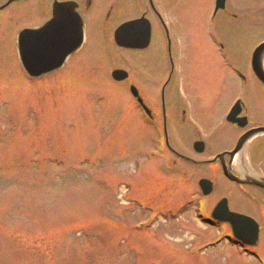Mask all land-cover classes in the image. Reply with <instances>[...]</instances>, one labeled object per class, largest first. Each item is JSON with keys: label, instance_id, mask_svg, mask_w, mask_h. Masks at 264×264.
Listing matches in <instances>:
<instances>
[{"label": "rangeland", "instance_id": "rangeland-1", "mask_svg": "<svg viewBox=\"0 0 264 264\" xmlns=\"http://www.w3.org/2000/svg\"><path fill=\"white\" fill-rule=\"evenodd\" d=\"M213 1L172 0L163 13L172 83L188 105L175 142L197 160L234 140L224 119L236 99L246 100L252 119L258 100L250 58L264 40V0H227L212 21ZM125 7L130 14L141 5ZM18 13L26 17L0 25V264H260L197 217L227 189L217 167L170 162L129 94L131 80L111 78L112 69L130 68L138 83H161L169 67L159 33L144 51L120 50L114 25L95 21V12L67 64L29 78L15 36L38 15ZM199 139L206 149L195 154ZM204 177L215 179L209 198L198 187ZM261 246L264 254V237Z\"/></svg>", "mask_w": 264, "mask_h": 264}, {"label": "flooded vegetation", "instance_id": "flooded-vegetation-1", "mask_svg": "<svg viewBox=\"0 0 264 264\" xmlns=\"http://www.w3.org/2000/svg\"><path fill=\"white\" fill-rule=\"evenodd\" d=\"M72 1L76 2V10L81 15L84 22L86 20L92 19L95 16L96 12L97 17L95 18V21L99 22L104 26H109L110 24H113L115 29L118 25L125 21L136 19L144 15L151 24L152 37L157 32L159 33L160 38H162L163 40L164 54L166 56L167 66L169 67L167 74L164 75L165 73L163 72L159 74L160 78H163V81L161 83H158L157 86L154 87V82L143 84L138 83L136 79L133 78L134 74L132 70L128 68V77L125 80H131L130 82H128V89L131 85L136 87V89L138 90V94L142 98L144 104L150 109V115L149 117H147V120L152 119V121H157L159 123L158 128L160 126V130L163 134L165 149L169 153L168 156L172 157H169L170 162L176 163L178 159L185 160L187 161L186 163H189V165H191L190 168H195V170L197 169V166L199 164H202V162L204 161H207L208 164H212L217 167L220 176L223 177L226 181L227 189L225 193L219 195L210 204L207 205L205 213L209 217L213 218V207L216 205L220 198L225 197L227 199V205L231 211L250 217L255 220L258 224L259 232L258 239L254 245L243 243L242 241H239L235 238L233 239L231 224L229 222H222V225L225 227L226 231L224 235L225 239L227 240V243L236 246L237 249L242 252V254L246 255L251 259H259L261 262H264V258L262 256L264 254L262 253L261 246L262 238L264 237V187L258 183L264 182V131H258L254 133L253 140L250 141L249 146L246 150V162L240 163V166L238 168H235L234 166L235 158L233 159L229 154V152H231L235 147L238 139L247 131L257 128H264V84L261 83L253 75V78L255 79L257 85L256 94L258 96L256 109L254 110V112H256V118H251L250 108L247 105L246 100L242 99L239 104L240 106L237 108V113L234 115L235 121L233 120L232 122H229L226 118L224 119L225 123L233 126L237 131L236 136H234V140H232V142L227 148H223L220 151L208 156L207 158H201L200 160H197V158L193 159V156H189V158L191 159L190 161L188 159H182L181 156L185 154L182 153L180 146L176 145L177 143L175 142V137L179 136L180 127L181 129H183V124L187 123L186 118L188 116V105L186 104L185 99L180 97L178 83H172L175 74L173 61H171V59L169 58V55L172 53V35L169 31V23L163 14L164 11H167L166 8L168 4L172 2V0ZM52 2L53 0H0V25L2 23L10 25V23H13L12 21L17 23L19 17H26L25 15L19 14L18 12L25 11L26 13L32 14H35L36 12V14L38 15V19L35 23H33V25H23L21 28L18 29V32L24 27H38L52 16ZM126 2L127 4H130V6H132L134 3H139V5H141V8L136 12L126 14L125 11L129 10L125 7ZM223 12H225V10ZM166 29H168V36L166 34ZM18 32L16 33V37ZM168 38L171 42L170 53L168 50ZM144 50L145 49H130L129 51L137 52ZM151 87L154 88L150 90L149 88ZM145 91H149L147 93L152 92L153 94H149L147 96V93ZM130 96L134 99L135 103H137L136 98L133 97V95L131 94ZM149 96H151L152 98H150ZM142 112L144 111L142 110ZM196 135L197 138L201 137L197 132ZM194 142L192 143V150L195 154H199L196 153L194 149ZM205 149L206 145L204 150ZM219 153L228 154H225L220 159L218 157ZM167 163H169L168 160ZM185 166L189 167L188 165ZM224 166L227 168V172L235 175L240 182L235 181L231 178H227L223 174ZM209 179L213 182V185L211 193L206 196L208 198L210 197V195L212 196L215 192V179Z\"/></svg>", "mask_w": 264, "mask_h": 264}, {"label": "water", "instance_id": "water-1", "mask_svg": "<svg viewBox=\"0 0 264 264\" xmlns=\"http://www.w3.org/2000/svg\"><path fill=\"white\" fill-rule=\"evenodd\" d=\"M225 0H217L216 9L224 8ZM76 4L72 1L58 2L54 1L52 8V17L43 25L37 28H24L22 29L17 38L18 55L21 65L25 73L30 77H38L42 74L49 73L62 65L65 58L73 52L83 42V22L75 11ZM70 24L73 39L70 43L61 48L57 57L42 65L41 70H37L36 65L30 57L25 55V46L29 41H34L38 37L46 35L54 27L63 29L65 25ZM151 37V27L149 22L140 17L131 21L124 22L114 31V42L124 48L142 49L148 46ZM264 41L260 43L253 51L251 57V65L254 74L257 78L264 83ZM127 72L123 69H113L111 76L115 80H123L127 77ZM132 92L137 95L136 89L131 87ZM142 103L141 99L138 98ZM147 112V107L142 103ZM238 106V105H237ZM237 106L229 114L228 119L234 120V115L237 113ZM235 121V120H234ZM258 131H264V128L252 129L240 137L236 147L230 152L233 158L243 148L247 139ZM194 147L198 152L203 151L204 143L197 141ZM224 154H220L221 158ZM225 173L239 181L236 176L227 173V168L224 166ZM256 183V182H254ZM264 187V182H258ZM199 185L202 187L205 194L211 190V183L207 179H201ZM213 216L220 221H228L231 223L233 235L241 241L248 244H255L258 238V226L255 221L247 216L240 215L229 211L226 199H221L213 209Z\"/></svg>", "mask_w": 264, "mask_h": 264}, {"label": "snow or ice", "instance_id": "snow-or-ice-1", "mask_svg": "<svg viewBox=\"0 0 264 264\" xmlns=\"http://www.w3.org/2000/svg\"><path fill=\"white\" fill-rule=\"evenodd\" d=\"M73 39L70 24L63 29L53 28L49 33L29 41L25 46V55L30 57L36 65L37 70L41 66L54 60L62 47Z\"/></svg>", "mask_w": 264, "mask_h": 264}, {"label": "bare ground", "instance_id": "bare-ground-1", "mask_svg": "<svg viewBox=\"0 0 264 264\" xmlns=\"http://www.w3.org/2000/svg\"><path fill=\"white\" fill-rule=\"evenodd\" d=\"M244 158V159H242ZM246 155L244 154V152H242V156H240V154H236L235 155V161H234V166L235 168H238L240 166V163H244L246 162Z\"/></svg>", "mask_w": 264, "mask_h": 264}]
</instances>
